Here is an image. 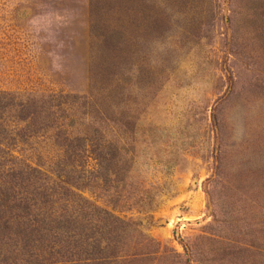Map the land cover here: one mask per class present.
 <instances>
[{"label":"rangeland","instance_id":"obj_1","mask_svg":"<svg viewBox=\"0 0 264 264\" xmlns=\"http://www.w3.org/2000/svg\"><path fill=\"white\" fill-rule=\"evenodd\" d=\"M0 92L59 97L15 153L84 176L57 206L93 228L87 250L8 244L4 264H264V0H0Z\"/></svg>","mask_w":264,"mask_h":264},{"label":"trees","instance_id":"obj_2","mask_svg":"<svg viewBox=\"0 0 264 264\" xmlns=\"http://www.w3.org/2000/svg\"><path fill=\"white\" fill-rule=\"evenodd\" d=\"M55 97L59 98L50 96V99L21 100L0 92V264L8 258L4 256V251L1 252L8 244L19 245L24 250L34 247L43 250L47 244L53 249L54 243L70 242L77 235L79 240L74 246L82 251L88 249L87 232L93 228H89L90 224L83 220L79 222L74 209L57 206L64 197L70 204L76 201L77 189L87 186L85 177H73L65 161L56 166L54 175H48L15 153L18 144H27L52 126L54 104L51 102ZM60 99L59 102L63 103L65 98ZM64 138L66 141L72 139ZM78 139L84 147L87 139L82 136ZM73 142L70 141L73 147L66 150L69 151L68 159L76 156ZM95 155L104 191L110 190L114 195L123 196L129 170L124 169L122 173L117 147L108 144L96 150ZM82 260L85 257L68 259L78 264Z\"/></svg>","mask_w":264,"mask_h":264}]
</instances>
